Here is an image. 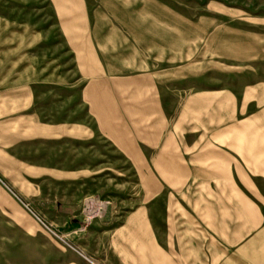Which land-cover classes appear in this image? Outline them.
I'll return each instance as SVG.
<instances>
[{
    "label": "rangeland",
    "instance_id": "rangeland-1",
    "mask_svg": "<svg viewBox=\"0 0 264 264\" xmlns=\"http://www.w3.org/2000/svg\"><path fill=\"white\" fill-rule=\"evenodd\" d=\"M116 1L86 0V30L77 18L74 21L88 39L102 43L95 47L107 72L109 51L126 58V50H141L133 30L116 27L134 21L132 15H96L103 28L93 29V10L99 6L109 10ZM121 1L125 6L127 0ZM160 1L181 11L182 25L176 31L181 33L180 46L167 42L160 61L128 59L117 65L131 69L123 73L148 70L156 74L151 80L162 91L166 133L178 132L183 138L180 177L168 171L171 159L159 158L161 142L151 146L139 142L135 149L130 144L121 150L77 101L76 92L83 85L77 54L73 44L68 45L50 0H0V264H125L116 239H124L137 214L148 215L149 227L159 232V241L166 247V234L175 224L179 246L180 241L189 240L180 237V230L190 228V210L196 215L201 208L192 207L191 198L213 199L225 193L211 188L219 183L203 172L204 167L193 164L189 150L203 134H228L235 139L241 131V85L253 83L255 66L252 60L241 63V53L253 56L263 40L259 37L264 36V0ZM137 16L141 21L142 15ZM186 23L197 29H186ZM168 32L172 31L167 30L169 37ZM36 52L39 59L54 58L48 62V68L55 67L54 80L65 81L62 74L69 73V107L61 103L65 92H55L52 84H39L33 94L29 89L21 91L34 77L29 69L17 68ZM257 64L264 75V59ZM210 89L229 91L234 98L231 109L216 99L219 94L212 104L203 98L202 109H188L190 93ZM124 98L127 105L140 100L132 92ZM247 102L243 118L254 113L253 100ZM126 112L127 121L138 122L139 130L142 123L153 128L158 119L154 112L147 119L141 111ZM184 250L188 260L189 249Z\"/></svg>",
    "mask_w": 264,
    "mask_h": 264
},
{
    "label": "crops",
    "instance_id": "crops-1",
    "mask_svg": "<svg viewBox=\"0 0 264 264\" xmlns=\"http://www.w3.org/2000/svg\"><path fill=\"white\" fill-rule=\"evenodd\" d=\"M116 2L110 5L109 10L103 9L102 6L93 10L95 18L93 29L97 28L101 31L103 28L96 21V15L97 18H100L102 13L132 15L134 21L125 22L124 27L117 23L116 27L133 30L141 50H126V58L119 56L117 51L116 54L109 51L110 64L109 72H107L101 64L97 47H95L102 43L95 42L93 38L88 39L85 33L80 31L82 27L75 26L74 23L77 18V21L84 25L82 29L86 28V0H50V6L56 10V15L60 18L61 28L66 30L68 45L73 44L77 54L79 72L82 73L80 79L83 81V85L76 92L77 101L87 109L88 115L95 120L97 128L109 135L111 140L119 143L121 150L129 148L130 144L135 149V145H139V142H144L148 146H151V142H161V146L158 147L159 158L171 159L172 163L168 164L171 169L168 171L171 170L170 172H173L176 177H180L183 170H178V167L183 165L181 160L184 152L181 144L183 138L178 132L166 133V106L161 96L162 91L157 82L151 80L156 78V74L148 70L123 73L121 70L130 71L131 69L128 65L119 69L117 62L128 61V59L160 61L164 57L167 42L170 45L180 46L181 33L176 31L181 29V11L160 0H127L125 6L122 5L121 0ZM65 14L69 18H63ZM70 14L76 16L72 18ZM137 15H142L141 21H137L140 19ZM188 26L186 29H197L192 27V23ZM139 30L142 31L140 34ZM167 30L172 31L171 35L168 32L169 37ZM242 32H245L243 27H241ZM259 38L263 40H260L259 46H256L253 56H246L241 50V63L252 60L255 64L253 83L248 86L241 85V122L239 123L241 131L239 129L235 139L228 134L220 137L203 134L197 138L196 147L191 146L189 150L193 164L204 167L203 172L219 183L215 187L212 185L211 188L222 189L225 193L213 199L208 196L199 200L191 198V206L201 208L196 209V215L193 213V208L190 210V228L180 230V237H188L189 240L188 242L180 241L179 246L178 229L175 224L168 234L165 233L168 246L166 247L159 241V232L149 227L148 215H144L143 212L137 214L130 228L125 230L124 239H116L120 243L118 254L121 260L124 258L125 264H264V145L262 144L264 142V75L261 66L257 64L264 59V36ZM71 40L74 42L71 43ZM36 53L29 55L28 61L26 58L23 62L20 61L17 68L20 71L29 69L31 76L34 77L28 85H22L21 91L26 92L29 89L28 92L33 94L34 88H37L39 84L46 86L52 84L55 92L59 90L63 94L65 92V96L61 97V103L69 107V73L62 74V77L66 78L65 81L54 80L57 74L55 70L53 71L55 67L51 64L48 68V62L53 63L54 58L39 59L38 52ZM45 68L46 71H43ZM131 81L135 83L132 87L126 85ZM222 90L220 89V92L210 89L190 93L188 109H202L203 98L206 101L210 99V103L211 101L213 103V98L218 94L220 97L216 99H220L221 104L225 103L226 108L231 109V101L234 98L229 91ZM130 92L140 99L138 103L126 104L124 95ZM248 99L253 100L254 113L253 116L243 118V111L248 108ZM183 108L185 109V106H181V109ZM127 110L141 111L143 119H147L154 112L158 118L157 122L153 123V128L150 127V129L149 124L142 123V129L139 130L138 122L130 124L127 121ZM71 123L86 127V124L80 122ZM68 124L70 122L61 123V125ZM243 126L246 128L242 130ZM223 141L226 143H221ZM209 186L207 184V189ZM186 247L189 249L188 260L184 250ZM121 251L124 253L123 258Z\"/></svg>",
    "mask_w": 264,
    "mask_h": 264
}]
</instances>
